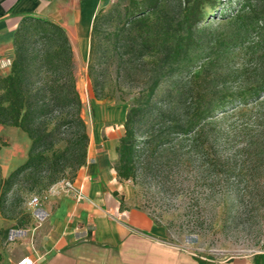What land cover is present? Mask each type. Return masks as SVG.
<instances>
[{"label":"trees","instance_id":"obj_1","mask_svg":"<svg viewBox=\"0 0 264 264\" xmlns=\"http://www.w3.org/2000/svg\"><path fill=\"white\" fill-rule=\"evenodd\" d=\"M226 1L231 6L232 0H128L96 14L88 74L97 98L102 93L92 64L97 35L100 22L110 20L114 13L119 19L114 33L116 48L126 54L140 48L139 57L151 56L156 65L144 100L135 98L126 114L115 164L122 179L136 175L146 150L158 151L172 141L177 148L185 141L193 142L204 134L218 112L226 115L230 106L249 103L264 92V72L247 81L245 73L219 70L237 48L256 53L263 46L264 0H241L240 6L222 16L215 26L207 23L210 13L217 14ZM14 44L10 72L0 74V124L21 128L31 139V146L26 161L0 179V209L9 219L16 217L7 214L4 200L21 177L33 178L30 189L35 190L59 182L68 169L76 176L87 161L90 143L66 29L49 19L27 16L15 32ZM258 59L264 63V53H258ZM186 70L187 76L177 79L156 103L160 84ZM229 78L236 81L235 89L229 86ZM189 93L195 102L192 109L184 104ZM147 114L151 117L140 144L139 125ZM61 128L69 137L64 149L56 150L53 137ZM58 164L61 167L56 170ZM32 219L31 211L26 212L12 228L26 227ZM9 233L10 228H0V245L8 240Z\"/></svg>","mask_w":264,"mask_h":264},{"label":"rangeland","instance_id":"obj_2","mask_svg":"<svg viewBox=\"0 0 264 264\" xmlns=\"http://www.w3.org/2000/svg\"><path fill=\"white\" fill-rule=\"evenodd\" d=\"M240 1L232 0L231 6L226 1L217 14L210 13L207 23L215 26L222 16L234 12ZM125 2L128 0H115L104 11ZM109 19L100 22L92 62L100 80L99 98L88 74L89 59H76L74 65L83 102L82 115L90 135L95 131L98 107L103 101L129 109L135 98L144 100L155 73L153 58L141 59L140 48L130 54L116 48L117 12ZM19 26L14 31L0 32L2 76L10 72L11 65L5 61L11 59L12 64L15 32ZM258 53H264V44L256 53L237 48L219 70L242 72L247 81H253L264 72ZM182 75L187 76V70L164 80L154 101L159 104L164 92ZM228 84L235 89L234 78H229ZM191 95L187 94L184 102L190 108L195 105ZM228 110L226 115L218 112L204 134L193 142L185 141L177 148L172 141L158 151L146 150L137 164L136 175L128 179L131 186L128 203L145 210L163 228L165 240L217 260L264 251V92L257 99L230 106ZM149 117V114L144 116V122L139 125L140 144ZM111 126L121 138L124 122ZM67 137L69 134L64 128L57 130L54 148L64 149ZM30 146L31 139L21 128L0 124V179L26 161ZM60 167L61 164L55 165L56 170ZM74 177L68 169L59 182L73 181ZM33 182L31 177L28 180L21 177L5 197V210L15 220L30 211L28 200L33 195L46 199L54 185L31 190ZM0 216L4 217L1 209ZM6 242L2 241L1 245L5 246Z\"/></svg>","mask_w":264,"mask_h":264},{"label":"crops","instance_id":"obj_3","mask_svg":"<svg viewBox=\"0 0 264 264\" xmlns=\"http://www.w3.org/2000/svg\"><path fill=\"white\" fill-rule=\"evenodd\" d=\"M113 0H0V32L14 31L27 16L63 26L74 58L88 60L96 14ZM90 135L86 163L74 178L86 199L77 201L58 182L42 199L45 219L33 217L16 240L0 245V264H264V251L224 259L198 255L164 239V230L143 209L128 203L131 186L115 168L120 136L111 126L125 122L127 106L103 101ZM31 211V209L29 208ZM15 219L0 216V228Z\"/></svg>","mask_w":264,"mask_h":264},{"label":"built area","instance_id":"obj_4","mask_svg":"<svg viewBox=\"0 0 264 264\" xmlns=\"http://www.w3.org/2000/svg\"><path fill=\"white\" fill-rule=\"evenodd\" d=\"M113 1H115V0H113ZM5 64L11 65V59H7L5 61ZM62 182L64 183V186L66 187V189L72 193V195L74 196V198L77 201H82V200L87 198L85 193H84L82 184L76 185L74 183V181H69V180H63ZM42 203H43V201H42L41 197L38 195H33L28 200V205H29V208L31 209L32 216L39 221H42L46 217V213L42 209ZM24 232H25V230L23 228L11 229L10 233H9V240H11V241L16 240L17 237L22 235ZM33 263H34V261L29 257H24L18 262V264H33Z\"/></svg>","mask_w":264,"mask_h":264}]
</instances>
